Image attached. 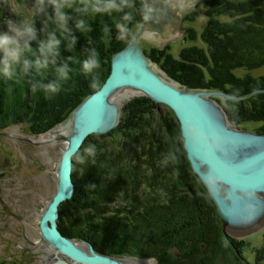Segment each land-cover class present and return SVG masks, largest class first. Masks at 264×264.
<instances>
[{
  "label": "trees",
  "instance_id": "trees-1",
  "mask_svg": "<svg viewBox=\"0 0 264 264\" xmlns=\"http://www.w3.org/2000/svg\"><path fill=\"white\" fill-rule=\"evenodd\" d=\"M28 1L30 3V0ZM202 2L206 6L204 28L200 34L186 31L188 41L193 43L181 53V57L187 62L175 61L169 54L164 55L163 51L152 47L149 50L144 49L145 55L155 61L170 77L187 88L220 90L236 97L264 90V75L256 78L248 73L242 76L234 73L238 69L254 71L264 66V0L235 2L203 0ZM71 3L75 7L81 3V0H71ZM135 4L136 9L129 10L132 12L133 21L128 26V36L143 19L142 2L135 0ZM69 13L71 14V10ZM49 15H51V9H49ZM195 15V13L190 15L188 21L191 22ZM224 17L229 21H222ZM78 18H80L79 14H72V20L68 24V27L72 29V34L76 37L73 47L70 49L66 47L67 33H57V39L60 40L57 64L64 63L69 69V78L62 82V88L58 92L54 94H45L43 91L33 92L25 82L29 77L42 79L44 84L52 82L55 75L51 64L41 69L39 74H34L30 70L28 76L17 77L14 80L0 78V131L10 125L22 124L34 134L46 132L63 120V117L87 95L98 91L103 85L110 73L112 55L125 46L116 39L117 34L113 27L119 19V14L85 16L83 18L90 25L91 30L79 33L73 28ZM38 19L44 20L43 17ZM2 20H4V6L0 0V21ZM39 20L35 22L36 40L30 45L33 49L37 48L39 41L46 39L47 31L54 29V25L46 22L47 26L42 30ZM105 26L111 28L107 37L101 31ZM90 48L97 49L100 68L95 71L94 75L86 76L80 71V61L87 55ZM93 83L95 87L90 86ZM221 105L229 122L235 127L243 128L244 124L258 123L260 126L254 132L264 134V93H257L244 101H226ZM156 106L149 99L142 98L141 100L135 99L122 107L117 128L106 134L111 140L121 138L118 148L107 149V146H104L103 142L99 143L95 136V138L90 136L86 139L81 153L76 154L73 159L72 180L75 191L70 205L75 208L79 207L85 213L88 212L83 221L91 216L90 212L96 213L97 218L94 220L96 224L93 221L91 224L96 225L103 232L119 231L122 226L134 227L136 222L143 221L147 225L144 234L145 247L141 248L138 253L146 257L154 256L160 264H172V259L173 264H212L211 258L223 251V245L230 248L228 245L230 244L240 249L242 243L230 238L225 239L220 231L215 230L213 222L206 218L204 213L211 211L215 213L216 209L209 194L190 169L182 142L178 139L179 125L169 109H167L168 116L162 119L160 140L157 139L154 131L149 134L148 128L156 113ZM89 143L95 145L98 153L95 152L92 160L85 156L86 162L80 163L78 158ZM139 145L142 147L141 154L145 155L144 157H150L151 162L147 164V167L154 178L153 181L161 171L162 174L168 171L174 175L173 190L176 188L182 193H174L175 195L172 194L173 196L168 200L163 201H158L156 197L153 199L149 197L150 199H145L144 202L138 195L124 196L127 201L125 204L128 206L132 204L133 206L130 207L138 211L135 212L134 219L129 215L120 217L115 214L116 211L113 213L112 209L97 205L103 199L107 203L116 201L121 191L124 194L127 179L131 177L130 173L125 172V164L121 160L124 157L129 159L127 155L130 152L137 153ZM169 153L177 157L176 162L169 161L166 165L169 168L163 164L160 170H157L153 163L155 155L161 154L165 158ZM78 176L83 180L76 179ZM150 189L155 192L154 186ZM143 207L144 209L141 210ZM126 209L123 208L124 212ZM128 210L126 214L133 213V210ZM106 211L109 212L108 216ZM69 214L67 222L69 225L73 223L74 227L76 226L75 219ZM112 226L117 229L114 230ZM89 229L92 231V228ZM214 237L215 242L212 243ZM213 244L216 246L214 250L211 247ZM106 245H108L107 242H102L100 246L105 247ZM106 247L104 251L113 255L120 254L121 250L118 245ZM258 254L264 255V241Z\"/></svg>",
  "mask_w": 264,
  "mask_h": 264
},
{
  "label": "water",
  "instance_id": "water-1",
  "mask_svg": "<svg viewBox=\"0 0 264 264\" xmlns=\"http://www.w3.org/2000/svg\"><path fill=\"white\" fill-rule=\"evenodd\" d=\"M145 3L153 8V13H148L149 21L140 24L128 46L112 55L110 74L100 89L84 98L60 126L63 128L69 122V141L56 166L55 192L39 218V233L56 253L42 264L65 259L69 264L151 262L144 259L128 262L101 255L86 242L84 251L82 243L63 236L57 228L59 205L71 199L74 191L71 179L74 155L88 136L103 135L117 125L120 115L117 99L125 93L142 95L167 107L180 130L187 123L195 127L199 136L186 140L183 148L192 172L216 207L224 231L233 237H243L264 227V134L235 127L215 101L216 98L238 102L253 93L234 97L214 90L187 88L158 69L138 42L143 38L163 45L182 33L177 12L183 0H145Z\"/></svg>",
  "mask_w": 264,
  "mask_h": 264
},
{
  "label": "rangeland",
  "instance_id": "rangeland-1",
  "mask_svg": "<svg viewBox=\"0 0 264 264\" xmlns=\"http://www.w3.org/2000/svg\"><path fill=\"white\" fill-rule=\"evenodd\" d=\"M1 1L3 2V6H4V19H13V20L17 19V17L10 11V9H12L13 11L18 13L20 16L24 17L25 19L30 18L28 15L27 8L25 7L26 4H30L28 0H1ZM140 1L142 2V6H143L144 1L143 0ZM202 1L203 0H183V4H188L190 6L187 8L181 7V9H179V11L177 12L178 14L177 16L180 19L179 25H180V29L182 30V33L178 34L176 37H173L172 40L163 43V45L158 42H148L143 38L140 39L138 42V46L139 48L142 49L143 53H144V49L149 50L152 47L159 51H163L164 55L169 54L170 56L173 57L175 61L177 60L186 61L181 57V53L186 48L193 45V43L188 41L186 31L187 30L192 31L193 32L192 34H194V32L196 34H200L201 30L204 28L205 25L206 18L204 17V14L206 12V6L203 4ZM231 1L235 2L241 0H231ZM145 11L146 10L143 7V12ZM194 13L196 15L193 17V20L189 22L188 18L190 17V15ZM143 21L144 18L139 22L137 27H135V30L133 29L131 31L129 36L126 34L125 39L119 40L117 39L118 35L116 36V39L118 41L125 44L122 50L126 46H128L129 41H131L135 36V34H137L138 28ZM222 21L227 22L229 21V19L224 17L222 18ZM3 30L5 29L3 26H1L0 31ZM195 44L198 45V43ZM156 67L162 70L174 82L179 83L178 81L170 77L162 68H160L157 63H156ZM234 73L237 76H242L243 74L248 73L251 76L257 78L261 75H264V66L254 71H245V69H238ZM193 89H197V88H193ZM198 89H207V88H198ZM207 90H214V89H207ZM214 91L222 92L226 94L225 92L220 90H214ZM251 93H253V95L257 94L256 91H253ZM142 98H147V97L142 95L132 94V96L129 99L121 102L119 107L120 115L117 125L112 129H110L108 132L104 133L103 135H90V136L97 137L96 139L99 140V143L103 142L104 146H107V149L109 150L112 148H118L119 145L118 143L120 142L121 138L111 140L108 136H106V134L117 128L121 118L122 107L126 104L131 103L135 99L141 100ZM244 100L245 99L240 101H244ZM215 101L221 105V103H225L226 101H233V100H218L215 98ZM233 102H237V101H233ZM154 104L157 105L155 109L156 113H154L153 115L152 121L150 123V128H148V130H149V134L154 131V133H156L157 135V139L160 140L161 137L160 129L162 126V119L168 116V111H167L168 108L161 104H157V103ZM77 106L75 108H77ZM74 109H72L68 114H66L65 117H63V120H61L56 125L52 126L49 130L43 133L34 134L33 132L30 131V129H28L26 126L22 124L10 125L4 128L2 131H0V264H41L43 262V259L45 258L44 256H46V250H44L43 248L41 249V247H36L35 246L36 243H34V241H36L37 238L40 236L39 218L43 213L46 205L52 199L53 194L55 192V179H56L55 171H56L57 163L63 151L61 149V143L55 140V137H58L60 133V129L62 128L60 126L66 121L67 117ZM258 126H260V124L258 123L255 124L248 123V124H244L243 128H238V129H245L247 131L254 132V130ZM147 140L149 141V139ZM82 146L80 147V149L77 151L76 154L81 153ZM182 147H183V142H182ZM141 149L142 147H140L139 145V148L137 149L138 151L137 153L130 152L127 155L130 157L129 159H131V161L129 159H126V157H124L123 160H121L122 163L125 164L124 167L126 169L125 172L130 173V177H131L130 179H127V185L124 194H122L123 191H121L117 197V200L112 203H107L103 199L98 202L97 205L98 207L105 206L108 209H112L113 213L114 211H116L115 214L119 215L120 217L129 215L132 219H134L136 215L135 212L138 210L132 209L130 207L133 206L132 204H130L129 206L126 205L125 202L127 201H125L124 196L127 197L129 195L130 196L138 195V197H140L144 202L145 199L149 200L150 199L149 197H151V199L156 197L158 201L159 200L163 201L165 199L168 200L171 196H173L172 194L174 193L175 194L182 193L178 191V189L176 188L175 190H173L174 187L173 183L175 181L174 175L169 173L168 171H165L166 173L164 172L163 174L161 171L160 174H157L155 181H153L154 178L152 175H150L147 167V164L151 162L149 160L150 157L149 158L148 156L144 157L145 155L141 154L142 152ZM96 153H98V151ZM76 154L74 155V157L76 156ZM85 156L86 155L84 154V152H82L81 156L78 158L80 163L86 162L87 158ZM185 157H186V153H185ZM164 160L165 158L161 154L155 155L153 163L156 165L157 170H160L163 164H165V166L167 165V163H164ZM166 167L169 168V166ZM72 171H73V167H72ZM123 171L124 170L122 169V172ZM72 174L73 172H71V179H72ZM79 176L76 177V179L83 180V178ZM197 180L201 184L198 178ZM146 182L148 183V185ZM72 183L74 186L73 180ZM153 186L155 187V192H152V190L150 189ZM162 188H164L163 191ZM74 191H75V186H74ZM98 193L100 192L98 191ZM72 198H73V194L71 199ZM71 199L62 202L59 205L57 228L60 231V233L62 231L65 232L66 234H69L68 236L73 238L74 239L73 241L75 242L83 241L88 243L92 247L95 253L101 255H105L108 257L123 258L128 262L131 261L136 262V259H144L151 261V262H146V264H160L156 257L154 256L146 257L145 255L142 256L141 254L138 253V251H140L141 248L143 249L145 247L144 242L146 238L144 234L146 233L145 230L147 225H145L143 221L136 222V225H134V227L122 226L119 231L116 230L110 232L109 230L103 232L100 231L99 228L96 227V225L91 224L92 221L96 224L94 220L95 218H97V214L94 212L93 213L90 212L91 216L87 215L88 216L87 220L83 221V219H85V216L88 212L85 213V211L79 209V207L76 208L72 207L70 205ZM123 208L125 209L127 208L125 212L129 209V210H133V213L126 214ZM142 209H144V207L141 208V210ZM106 213H107L106 215L108 216L109 212L106 211ZM68 214L74 217L75 219L74 223L76 224V226L73 227V223L69 225V223L67 222ZM204 214L206 218H209L211 222H213V225L215 226V230L217 229V232L220 231L221 236L225 237V239L230 238L242 243L240 249L230 244H228L230 248H226V245H223L222 246L223 251L218 252L217 253L218 255H216L214 258L213 257L211 258L213 261V263L211 262L212 264H264V255L260 256L258 254L263 247L264 227L248 236L233 237L227 231H224L226 230V228H224L217 210L215 213L211 211V212H206ZM112 227L114 230L117 229L114 228V226ZM89 228H92V231ZM211 232L213 233V231ZM102 242L103 243L107 242L108 245L106 246L118 245L123 253H121V251L119 252L120 254L117 255H113L111 253L109 254L103 253L104 252L103 250L107 249V247L100 246ZM211 242L212 243L215 242V237ZM214 245L215 244L211 246L213 250L216 247ZM129 252L131 253L129 254ZM172 264H173V259H172Z\"/></svg>",
  "mask_w": 264,
  "mask_h": 264
},
{
  "label": "clouds",
  "instance_id": "clouds-1",
  "mask_svg": "<svg viewBox=\"0 0 264 264\" xmlns=\"http://www.w3.org/2000/svg\"><path fill=\"white\" fill-rule=\"evenodd\" d=\"M180 6L187 8L190 5L182 4ZM25 7L31 19H25L9 8L17 19L0 21V25L5 29L0 31V78L14 80L17 77L28 76L30 70L34 74H39L41 69H45L51 64L55 75L52 82L44 84L42 79L32 77H29L25 82L33 92L43 91L45 94H54L62 88V82L69 78L67 65L64 63L57 64L60 44L57 33H67L68 43L66 47L70 49L74 46L76 37L72 34V29L68 27L69 21L72 20V14H79L80 18L76 19L73 24V28L79 33L91 30L90 25L83 17L89 15L109 16L117 13L119 19L113 27L118 36L124 37L129 30V24L133 21L132 12L129 10L136 9V4L135 0H81L78 6L73 7L71 0H30V4H26ZM143 7L147 10L141 13L145 23L151 18L148 13H153V8L148 6L145 0ZM49 9H51V15H49ZM69 10H71V14ZM40 17H43L44 20L40 21L38 19ZM37 20L42 24V30L46 28V22L54 25V29L47 31L46 39L39 41L37 48L33 49L30 45L37 37L35 27ZM101 31L107 37L111 28L105 26ZM105 43L107 44V41ZM99 68L98 51L96 48H90L87 55L80 61V71L88 76L94 75ZM90 86L95 87V84ZM194 136H199V133L192 124L187 123L181 128L178 139L184 143ZM83 152L92 160L95 157L96 147L89 143L84 147ZM176 160L177 157L169 153L165 157L164 163L169 161L175 163ZM211 185L212 178H209L208 186L211 187Z\"/></svg>",
  "mask_w": 264,
  "mask_h": 264
},
{
  "label": "bare ground",
  "instance_id": "bare-ground-1",
  "mask_svg": "<svg viewBox=\"0 0 264 264\" xmlns=\"http://www.w3.org/2000/svg\"><path fill=\"white\" fill-rule=\"evenodd\" d=\"M128 95H131V93H125L122 97L117 99V102H119V104H120L121 102H123L124 100L129 99L132 96V95L131 96H128ZM69 128H70V124L68 122L67 124H65L63 126L62 129H60V133H59L58 137H55V140H57L59 143H61V149L62 150H64L65 147L68 145L69 134H70V131H69L70 129ZM34 243H36L35 244L36 247H41V249L43 248L44 250H46V256H44L45 258L43 259V261H45L51 255L56 253V251L53 248V246L47 240L43 239L41 235L37 238L36 241H34ZM78 243H82V249L84 251L87 250L86 247L83 245V241H78ZM66 261L69 262L68 260H66ZM54 264H65V263L63 262V260H61V261H57ZM140 264H146V263H140Z\"/></svg>",
  "mask_w": 264,
  "mask_h": 264
},
{
  "label": "flooded vegetation",
  "instance_id": "flooded-vegetation-1",
  "mask_svg": "<svg viewBox=\"0 0 264 264\" xmlns=\"http://www.w3.org/2000/svg\"><path fill=\"white\" fill-rule=\"evenodd\" d=\"M61 234H62L63 236H65V237L71 239V240H74L73 238H71V237L68 236L69 234H66L65 232H62V231H61ZM103 251H104V250H103ZM101 252H102V251H101ZM103 253H105V254H109V252H107V251H104ZM63 262H64L65 264H68V262H67L66 260H63ZM41 264H42V263H41Z\"/></svg>",
  "mask_w": 264,
  "mask_h": 264
}]
</instances>
